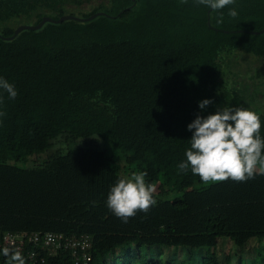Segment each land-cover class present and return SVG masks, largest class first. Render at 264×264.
I'll use <instances>...</instances> for the list:
<instances>
[{
	"label": "trees",
	"instance_id": "1",
	"mask_svg": "<svg viewBox=\"0 0 264 264\" xmlns=\"http://www.w3.org/2000/svg\"><path fill=\"white\" fill-rule=\"evenodd\" d=\"M97 12L104 15L14 34L43 17ZM263 27L264 0H235L216 12L197 0H0V77L17 91L0 104V264L9 262L8 233L87 235L90 260L80 264H176L147 257L155 246L204 249L199 264H225L220 238L239 249L264 239V174L202 185L178 168L198 115L245 107L260 116L264 138V109L239 96L237 84L217 92L235 54L255 56L261 66L247 71L264 82ZM205 99L212 103L201 110ZM57 143L61 150H52ZM134 171L147 173L157 203L123 223L107 194ZM22 257L74 264L69 251L32 244ZM247 264H264V256Z\"/></svg>",
	"mask_w": 264,
	"mask_h": 264
},
{
	"label": "clouds",
	"instance_id": "2",
	"mask_svg": "<svg viewBox=\"0 0 264 264\" xmlns=\"http://www.w3.org/2000/svg\"><path fill=\"white\" fill-rule=\"evenodd\" d=\"M197 3L210 8L213 12L234 5L235 0H197ZM235 8L227 13L237 16ZM223 15L217 20L221 23ZM3 93L15 99L17 91L8 80L0 77V104ZM212 103L205 99L198 107L203 110ZM5 113L0 112V116ZM260 116L245 107L224 106L215 114L197 116L187 130L192 133L188 141L190 147L185 152L186 159L178 164L182 172L188 170L198 176L203 183L246 182L259 172L264 174V138L261 136ZM146 172H132L120 178L110 188L106 206L111 213L127 223L138 212L147 213L157 201L154 199L155 187L146 181ZM2 254L9 257L8 264H25L19 250L4 248Z\"/></svg>",
	"mask_w": 264,
	"mask_h": 264
},
{
	"label": "rangeland",
	"instance_id": "3",
	"mask_svg": "<svg viewBox=\"0 0 264 264\" xmlns=\"http://www.w3.org/2000/svg\"><path fill=\"white\" fill-rule=\"evenodd\" d=\"M27 25V24H24ZM246 55V56H245ZM235 54L229 60V67L227 65L224 67V71L226 70L227 74L221 76L219 79V84L217 86V92L223 91V86H229L231 88L232 84H237L238 87V95L243 97L246 102H252L253 107H259L262 109H258L259 111H263L264 109V82H260L259 80H255L252 78L254 76V72H252L248 67L251 66H261V62L255 60V56L252 54ZM260 77V76H259ZM261 83V85H260ZM246 86V88H244ZM252 97V98H251ZM255 105V106H254ZM82 140V139H78ZM59 143V142H58ZM56 144L52 150L59 149L61 150V145ZM75 145L81 144L80 141H76ZM101 141H98V146L103 147ZM66 146L63 147L65 149ZM109 153H112L115 156V159L118 160V153L113 149L112 146H107ZM116 160V161H117ZM120 165H124V160H119ZM128 175H126L127 177ZM209 184V183H207ZM206 183H202V185H207ZM199 186V185H198ZM174 197L176 194L174 193ZM160 253H158L157 246L149 249L147 251V257L152 255L153 258H161L163 260L167 258H171L175 260L176 264H199L201 260L200 252H204V249H189L187 247H158ZM216 252L220 258V260L225 264H237L239 259L243 260L244 264L252 262L254 257L264 256V239L253 238L251 239L242 249H239L237 246L233 244L232 241L228 240V238H220L218 245L216 246ZM145 264V261L142 263Z\"/></svg>",
	"mask_w": 264,
	"mask_h": 264
},
{
	"label": "built area",
	"instance_id": "4",
	"mask_svg": "<svg viewBox=\"0 0 264 264\" xmlns=\"http://www.w3.org/2000/svg\"><path fill=\"white\" fill-rule=\"evenodd\" d=\"M26 244H32L36 248L48 249L49 252L66 250L71 253L73 263H86L90 260V238L89 236H67L62 233L34 232V233H8L4 236L2 247L10 250H19L22 254ZM30 258H37L35 250L28 251Z\"/></svg>",
	"mask_w": 264,
	"mask_h": 264
},
{
	"label": "water",
	"instance_id": "5",
	"mask_svg": "<svg viewBox=\"0 0 264 264\" xmlns=\"http://www.w3.org/2000/svg\"><path fill=\"white\" fill-rule=\"evenodd\" d=\"M104 15V12H97V13H94L92 15H90L89 17L87 18H80V17H76V16H73V15H63L61 16L60 18L58 19H52L50 17H43L41 19V21L36 24V25H20L18 26L15 31H14V34H17L19 33V31L23 30V29H39L42 27V25L45 23V22H53V23H60L64 20H69V19H74V20H77V21H82V22H85V21H88V20H92L94 19L95 17L97 16H102ZM110 17V16H109ZM263 30H264V27H263Z\"/></svg>",
	"mask_w": 264,
	"mask_h": 264
}]
</instances>
